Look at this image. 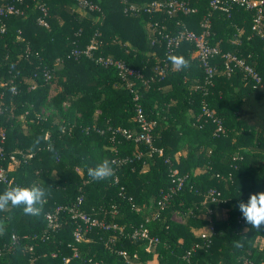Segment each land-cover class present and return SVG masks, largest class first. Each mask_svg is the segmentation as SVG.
Listing matches in <instances>:
<instances>
[{
	"label": "trees",
	"instance_id": "trees-1",
	"mask_svg": "<svg viewBox=\"0 0 264 264\" xmlns=\"http://www.w3.org/2000/svg\"><path fill=\"white\" fill-rule=\"evenodd\" d=\"M39 1L47 7L46 27L36 22L40 13L35 1L25 0L27 6L6 18L0 34V131L6 153L31 154L12 165L9 177L19 186H42L48 196L39 216L25 215L23 206L0 211V264H242L244 259L264 264V231L252 229L243 218L236 222L238 202L264 191V41L250 30L252 12L236 5L228 11L211 9L209 0H182L195 11L171 15L122 13L120 0H90L100 9L91 12L74 0ZM204 18L209 25L206 42L245 58L259 74L258 82L235 68L227 75L222 59L215 56L210 62L212 83H204L191 42L181 41L166 53L162 41L150 44L144 29L156 22L169 33L181 25L198 32ZM91 38L97 45L94 54L121 59L142 77L153 78L147 85L130 78L133 84L127 87L114 68L84 56L74 58L71 49L85 48ZM169 55L184 57L190 67L174 69ZM162 62L167 73L157 79L152 68ZM43 67L52 75L46 83L40 75ZM32 74H37L36 86L29 89ZM63 101L69 102L65 108ZM136 102L155 122L152 145L161 155H148L143 142L112 132L136 127ZM203 106L220 119L223 133L213 134L214 124L203 120ZM49 108L51 117L38 115ZM54 114L61 120L53 121ZM123 157L131 160L116 163ZM165 157L169 163L163 162ZM103 158L114 161L116 174L91 182L87 167ZM171 166L186 178L160 209L156 201L168 185ZM208 188L219 191L217 201L204 200ZM4 191L0 183V193ZM78 195L83 211L116 223L121 233L93 228L76 242L74 221L64 211L56 214V227L48 228L44 213L71 205ZM208 220L213 232L204 240L199 233ZM139 224L157 237L148 251L145 240L128 236ZM237 240L242 247L235 246ZM194 243L199 246L186 261L183 255Z\"/></svg>",
	"mask_w": 264,
	"mask_h": 264
},
{
	"label": "built area",
	"instance_id": "built-area-1",
	"mask_svg": "<svg viewBox=\"0 0 264 264\" xmlns=\"http://www.w3.org/2000/svg\"><path fill=\"white\" fill-rule=\"evenodd\" d=\"M25 0H4L0 1V34L4 33L6 26L5 20L11 15H18L22 12L21 5L26 7L27 4L24 3ZM35 1L39 15L36 18V22L40 26H47V21L45 16L47 15L46 4L39 0ZM77 4V7L91 12V11H100L98 6L92 3L90 0H74ZM121 12L131 15H139L141 13H151L156 11H163L168 15L175 13L189 14L195 11L194 8L187 6V4L182 0H151L148 3L143 4H134L129 3L127 0H120ZM209 6L211 9H219L222 11H228L232 6H240L248 11L252 12V19L250 24V30L253 31L260 39L264 41V0H209ZM201 30L196 32L190 29H187L184 25H181L180 29L175 33L166 32L161 25H157L156 22L150 23L148 32H149V42L154 44L155 42L162 41L166 50V53H171L179 45L181 41H189L193 45V55L197 58L202 71L204 73V83L211 85V77L214 72V68L211 65V59L215 56H219L222 59V65L224 72L229 75L233 68L237 69L245 78H248L252 82H258L260 79L257 71L246 62L245 58L237 56L228 51L221 52L219 48L215 45H210L206 42V36L208 35V20L206 18L200 22ZM94 50H97L96 40L91 38L86 44L85 48H73L71 49V55L74 58L79 56L87 57L93 60L95 63H99L103 66H110L114 68L117 75L125 82L127 87H130L133 82L130 78L138 79L143 84L147 85L148 81L153 78L142 77V73L139 69L128 66L121 59H116L112 56H104L99 53L94 54ZM29 53V48L25 47L24 57H27ZM154 76H157V79H161L167 73V65L165 62L154 64L153 68ZM41 78L43 82L50 81L52 75L51 71L48 68H42ZM37 74H32V78L28 81L29 89H34L36 86L35 80ZM15 93V90H11ZM134 100L137 98L136 93L133 91ZM1 99V95H0ZM2 111V104L0 101V113ZM201 113L203 115V120H210L214 124L213 134L218 135V133H223V127L221 121L216 117L212 110L203 106L201 108ZM134 121L136 127L134 129L127 128H116L112 132H116L123 138L127 140H132L134 142H143L149 147L148 155L151 153H156L161 155L162 151L160 148H157L152 145L151 139V130L155 124L154 120H149L145 117L141 106L136 102L134 104ZM4 141L5 134L3 131H0V183L5 186V190L10 189L18 184L12 181V178L8 175V170L12 168V165H16L20 159L30 157V153H23L21 151H14L11 153H6L4 151ZM140 153L138 152V155ZM232 159H240V156H233ZM131 158L123 157L116 160V163L130 161ZM2 162H6L5 165ZM112 162H114L112 160ZM164 163H169V159L165 157L163 159ZM186 178L185 174H180L175 167H170L168 172V185L164 191L161 192L160 197L157 199L156 204L158 208H162L167 202L168 197H170L176 190L180 189L184 180ZM219 191L215 188H208L204 194V200L209 202H215L218 200ZM82 202V197L80 195L76 196L75 201L67 205H58L53 211H47L44 213V218L46 220V225L48 228L56 227V214L60 211H64L69 214L70 218L74 221V227L72 230L73 240L78 242L84 239L86 232L90 231L93 228L108 230H117V232L122 231V228L116 225V223H108L102 218H96L85 211L80 207ZM210 210L207 209L208 215ZM156 216V214L154 215ZM242 214L236 217V222L241 224ZM147 222V218L145 219ZM148 228L143 224H139L134 227L128 234V236L133 240H145L146 249H149L151 245L157 242V237L150 236L148 233ZM213 232V226L210 220L202 232L199 233L201 239L207 240ZM11 240L16 239L15 235H11ZM199 246V244L194 243L191 245L184 253L183 258L187 261L188 257L194 252V250ZM75 247H72L73 256H76ZM118 253L124 255V251H118ZM53 255V253L51 254ZM68 258H64V262H67ZM242 264H254L249 259H244Z\"/></svg>",
	"mask_w": 264,
	"mask_h": 264
},
{
	"label": "clouds",
	"instance_id": "clouds-1",
	"mask_svg": "<svg viewBox=\"0 0 264 264\" xmlns=\"http://www.w3.org/2000/svg\"><path fill=\"white\" fill-rule=\"evenodd\" d=\"M167 59L176 70L182 71L190 67L189 61L182 56L169 55ZM48 149L54 151L51 144L48 145ZM115 174L116 169L109 158H103L94 166L87 167V176L91 182L108 180ZM47 196L48 192L45 188L37 184L29 187L15 186L0 193V211H4L9 206L13 208L23 206L25 215L39 216ZM238 210L245 223L251 225L252 229L264 231V191L250 194L247 202L239 201ZM2 227L3 225H0V228ZM235 246L239 248L242 244L237 240Z\"/></svg>",
	"mask_w": 264,
	"mask_h": 264
},
{
	"label": "rangeland",
	"instance_id": "rangeland-1",
	"mask_svg": "<svg viewBox=\"0 0 264 264\" xmlns=\"http://www.w3.org/2000/svg\"><path fill=\"white\" fill-rule=\"evenodd\" d=\"M52 87V83H50V88ZM55 90H57V89H55ZM51 92V94H54V92H53V90H50ZM52 111H51V109L49 108V109H46V111L45 110H43V109H41L40 111H39V114L38 115H50V113H51ZM55 115V114H54ZM50 117H51V115H50ZM53 119V121H55V122H57L58 120H61V117H59V116H57V115H55V117H53L52 118ZM47 135L46 134H44V138L46 137ZM55 175H56V173H55ZM54 175V176H55ZM175 219L176 220H178L179 218H177V217H175ZM87 239V238H86ZM260 238H258V240H259ZM257 243H259V242H257Z\"/></svg>",
	"mask_w": 264,
	"mask_h": 264
},
{
	"label": "crops",
	"instance_id": "crops-1",
	"mask_svg": "<svg viewBox=\"0 0 264 264\" xmlns=\"http://www.w3.org/2000/svg\"><path fill=\"white\" fill-rule=\"evenodd\" d=\"M144 29H146V32H148L147 24L144 25ZM61 105H62V108H65V107H67L69 105V102L68 101H63ZM216 216H217V214H216ZM146 250L148 251L149 249H146ZM152 264H155L154 261L152 262Z\"/></svg>",
	"mask_w": 264,
	"mask_h": 264
}]
</instances>
